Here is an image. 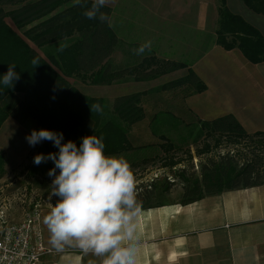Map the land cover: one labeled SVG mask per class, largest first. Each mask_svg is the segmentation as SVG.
I'll return each instance as SVG.
<instances>
[{
    "label": "trees",
    "instance_id": "trees-1",
    "mask_svg": "<svg viewBox=\"0 0 264 264\" xmlns=\"http://www.w3.org/2000/svg\"><path fill=\"white\" fill-rule=\"evenodd\" d=\"M217 1L220 6L216 43L228 51L239 49L253 64L264 63L262 33L234 14L227 0ZM242 1L255 13L264 15V0ZM92 4L93 0H79V3L77 0H0V80L13 64L20 77L14 85L0 83V130L8 120L21 125L34 121L33 130L63 133L62 143L73 141L77 147L84 137L96 135L103 138L105 155L115 156L132 149L130 131L147 118L142 105L144 94L121 96L108 104L102 98L84 95L68 79L79 78L97 86H111L127 77H133L135 81H152L187 69L186 76L158 87L155 92L183 89L187 95H192L206 90V85L186 63L149 57L135 67H112L110 60L120 45V39L112 23L109 26L101 22L99 15L96 19L84 15ZM101 11L107 13L111 21L112 9L105 6ZM34 47L42 50L44 56ZM94 105H99L101 111L92 108ZM172 119L177 121L170 113L163 115L164 123H171ZM155 121L156 117L152 123ZM202 125L207 141L202 152L212 149V144L222 147L248 143L246 147L249 148L259 142L263 145L255 140V136H250L233 115L205 121ZM162 138L170 144L165 133ZM200 138L196 137L195 143ZM58 152L53 142L45 140L36 155ZM238 154L239 159L229 153L219 155V159L211 158L204 165L200 180L184 179L186 187L181 202L189 204L215 191L264 183L261 159L249 161L248 158L241 164L242 156ZM6 166L7 158L0 152V179L7 174ZM54 167L51 160L40 165L33 160L29 171L32 176H37L48 174ZM152 194L139 195L137 200L140 204L146 203Z\"/></svg>",
    "mask_w": 264,
    "mask_h": 264
},
{
    "label": "crops",
    "instance_id": "crops-1",
    "mask_svg": "<svg viewBox=\"0 0 264 264\" xmlns=\"http://www.w3.org/2000/svg\"><path fill=\"white\" fill-rule=\"evenodd\" d=\"M227 2L234 14L241 16L264 36V15L249 9L242 0ZM140 43L125 44V53L130 60L124 62L123 67H135L145 59L140 61L132 57ZM119 46L121 48V40ZM189 66L206 85V90L187 95L183 89L169 92H155L156 86L144 89L154 88L143 93L142 105L147 118L130 131L132 149L115 155H123L129 161L134 175L142 170L146 180H155L153 188L158 181L166 179L162 187L166 193L165 200L141 204L139 264H264V183L249 188L215 191L189 204L181 202L186 187L184 179L200 180L208 160L219 157L225 149L212 144V149L202 152L207 142L204 140L203 122L233 115L250 136L263 135L264 138V63L253 64L239 49L228 51L215 42ZM187 74V69H181L152 81L135 82L151 85L162 78L171 82L175 80L173 76L177 75V79ZM136 93L142 92L125 95ZM167 93L171 96L168 101L164 97ZM165 113H170L177 121L172 119L171 123H164ZM155 117L156 121L152 123ZM9 124L18 128L26 126L8 120L0 135ZM163 133L168 136L170 144L162 138ZM174 134L179 142L172 138ZM199 136V142L195 143L194 139ZM240 145H233L234 149ZM183 148L186 153L180 151ZM212 152L216 156L208 157L200 167L198 158ZM238 153L242 156L241 164L249 158L244 157L241 151ZM238 153L233 155L237 159ZM162 160L165 161L163 166L160 165ZM169 177L175 182L169 183ZM150 192L154 196L155 190L150 189ZM57 202L42 200L41 231L45 246L52 252L43 256L39 264H100L102 257L91 252L69 245L57 250L49 243L50 233L44 217ZM49 203L53 204L47 208Z\"/></svg>",
    "mask_w": 264,
    "mask_h": 264
},
{
    "label": "rangeland",
    "instance_id": "rangeland-1",
    "mask_svg": "<svg viewBox=\"0 0 264 264\" xmlns=\"http://www.w3.org/2000/svg\"><path fill=\"white\" fill-rule=\"evenodd\" d=\"M106 6L112 9L111 23L121 40V48L118 47L110 60V64L115 68L125 66L124 62L130 60L126 56V48L124 47L128 42L140 41V45L147 41L152 42L151 50H146L142 55L133 52L132 57L134 59L141 61L143 58L156 56L159 60L190 65L200 59L215 44L217 39L216 31L218 30L220 6L217 0H110ZM7 22L14 28L10 19ZM34 49L44 56L42 50L35 47ZM174 77L176 80L177 75L172 78ZM68 81L84 95L102 98L108 104H112L116 98L125 94L137 91L149 93L154 88L144 89L156 86V90L169 82L166 78H162L156 83L146 85L135 82L133 77H127L111 86H97L79 78H70ZM159 83L161 84L159 85ZM158 95L156 94V96ZM164 97L167 98V101L171 98L168 93ZM25 125L23 128H18L15 124H9L0 135V152L4 153L7 158V174L0 179V220L9 223L22 221L25 214L33 206L42 204V200L57 202L59 199L58 196L51 194L52 182L55 177L48 174L37 176L30 174L29 170L33 165L34 156L41 142L35 145V150L31 149L33 146L29 145L26 137L31 134L30 129L35 127V122L29 121ZM169 136L171 137V134ZM260 137L263 138V136L256 135L255 139ZM172 138L175 141L178 140L176 134L172 135ZM257 141L263 142V145L259 142L247 149L248 143H245L234 149L233 145L226 144L223 145L225 149L219 151L222 150L221 155L226 153L235 155L241 151L246 158L261 159L260 168L262 169L264 167V138ZM180 151L186 153L185 148L180 149ZM214 153H210L209 156H200L202 158L198 156L200 167L208 157L216 156L213 155ZM185 158L187 157H182V159ZM216 159H219L218 156ZM165 161L162 160L160 165L163 166ZM166 171L169 172L168 168ZM144 172L146 171L144 170ZM135 176L136 197L144 196L148 191L150 192V189H153L155 190L154 196L149 199L148 204L165 200L166 193L163 192L162 187L166 179L158 181V185L153 188L155 180H146L142 170ZM51 204L53 203L47 204V208Z\"/></svg>",
    "mask_w": 264,
    "mask_h": 264
},
{
    "label": "clouds",
    "instance_id": "clouds-1",
    "mask_svg": "<svg viewBox=\"0 0 264 264\" xmlns=\"http://www.w3.org/2000/svg\"><path fill=\"white\" fill-rule=\"evenodd\" d=\"M109 2L93 0L84 15L88 19L99 15V20L110 26L109 15L101 11ZM151 46L152 42L147 41L135 52L142 55ZM19 78L13 64L0 83L14 85ZM92 108L101 111L99 105ZM63 139V133L49 130H33L26 137L30 146L47 140L59 149L58 153L34 157L36 165L47 160L55 164L48 175L55 177L51 194L60 199L51 204L44 217L49 243L57 250L69 245L91 252L102 257L100 264H139V219L143 211L136 197L135 175L129 161L123 155L106 156L102 137L86 136L79 147L73 141L62 143Z\"/></svg>",
    "mask_w": 264,
    "mask_h": 264
},
{
    "label": "built area",
    "instance_id": "built-area-1",
    "mask_svg": "<svg viewBox=\"0 0 264 264\" xmlns=\"http://www.w3.org/2000/svg\"><path fill=\"white\" fill-rule=\"evenodd\" d=\"M173 183V178H168ZM43 205L33 206L20 222L0 220V264H39L51 253L43 240Z\"/></svg>",
    "mask_w": 264,
    "mask_h": 264
}]
</instances>
